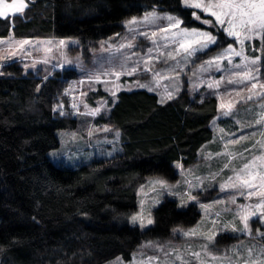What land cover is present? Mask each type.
<instances>
[{
  "label": "trees",
  "instance_id": "16d2710c",
  "mask_svg": "<svg viewBox=\"0 0 264 264\" xmlns=\"http://www.w3.org/2000/svg\"><path fill=\"white\" fill-rule=\"evenodd\" d=\"M151 8L179 14L186 26L206 28L181 0H31L23 14L0 18V38H77L85 48H95ZM254 45L264 50V34ZM80 76L72 67L33 72L20 61L1 69L0 264L130 261L144 241L170 239L176 228L192 227L201 217L196 203L179 206L166 198L151 227L142 230L127 222L146 178L175 181L177 163L190 167L198 161L199 150L214 137L217 97H192L187 83L164 103L146 89L120 91L101 119L120 132V151L76 167L56 165L48 152L59 146L57 131L77 128L78 119L55 107L62 101L68 107L66 86ZM106 95L99 89L91 99ZM217 243L227 245L231 236L222 234Z\"/></svg>",
  "mask_w": 264,
  "mask_h": 264
},
{
  "label": "rangeland",
  "instance_id": "374dc122",
  "mask_svg": "<svg viewBox=\"0 0 264 264\" xmlns=\"http://www.w3.org/2000/svg\"><path fill=\"white\" fill-rule=\"evenodd\" d=\"M181 4L187 7L184 0ZM193 9L200 16L196 19L193 15V19L206 28L186 26L179 14L151 8L142 16L129 18L124 23L123 33L101 41L95 48H85L77 38L10 36L0 41V73L9 61H20L33 72L42 70L49 74L52 70L72 67L81 74L66 86L64 95L68 107L64 101L55 107L59 113H70L78 119L77 128L57 131L59 146L48 152L56 165L76 167L120 151V132L101 121L109 115L120 91L146 89L156 93L164 103L178 96L187 83L192 97L216 96L218 99L219 113L211 122L214 137L201 147L198 161L190 167L177 163L179 179L175 181L158 176L146 178L137 188L138 206L127 217L130 225L145 230L154 224L157 207L171 198L177 200L179 206L196 203L201 212L197 224L176 228L173 236L164 241H144L130 261L116 257L106 264H253L264 260L261 256L264 215L249 216L250 234L240 230L243 224L239 215L241 205H255L262 198L260 193H264L260 180L264 176V50L254 45L264 32L245 39L246 33L237 28L240 36L232 37L227 34V24L221 26L209 13ZM168 16L182 23L172 27L173 21L168 20ZM204 20L211 23L205 24ZM210 26H215V32L208 29ZM185 28L189 32L196 29L210 33L216 43L201 49L195 43L197 37L182 35ZM220 31L226 38L221 37ZM20 41L28 43L21 45ZM60 41L65 43L61 45ZM187 42L192 47L185 51L181 44ZM219 44L221 47L208 53ZM229 48L234 51L226 52ZM235 52L242 54L237 56ZM253 52L258 55H252ZM253 60L256 63H252ZM245 73L253 78L245 79ZM99 89L107 95L91 99L92 92ZM249 96L252 99H248ZM245 164L250 165L249 168L245 169ZM245 179L256 187H243ZM156 181H164L167 187ZM249 192L255 194L249 197ZM251 211L249 208L248 212ZM136 215L141 216L145 226L132 222L131 217ZM148 219L153 222L148 224ZM233 227L237 230L233 231ZM192 230L196 234H191ZM222 234L230 235L231 243L218 244L217 238ZM209 236L213 238L209 240Z\"/></svg>",
  "mask_w": 264,
  "mask_h": 264
},
{
  "label": "snow or ice",
  "instance_id": "6c2138e0",
  "mask_svg": "<svg viewBox=\"0 0 264 264\" xmlns=\"http://www.w3.org/2000/svg\"><path fill=\"white\" fill-rule=\"evenodd\" d=\"M30 3L31 0H11L10 3L8 2V0H0V18L7 19L9 18L10 14H23ZM184 4L187 7L201 9L202 11L209 13L211 16L215 17L216 21H218L221 26L227 24L226 31L229 36L239 37L241 33L236 30L237 28L246 33L244 37L245 39H251L252 34L259 35L261 32H264V0H208V3H205L204 0H184ZM192 15H194L196 19H200V16L196 13H192ZM167 19L173 21L172 27H178L182 23V21L172 16H168ZM134 22L135 21H132V23ZM203 23L208 24L211 23V21L204 20ZM182 35L186 37H197L198 39L195 41V43L198 44L201 49L208 47L210 44L216 43V38L210 33L200 32L196 29H192L191 32H189V30L185 28L182 30ZM19 43L23 45L28 43V41H20ZM59 43L63 45L65 42L60 41ZM240 43L241 45H243L244 40L241 39ZM181 47L184 48L185 51H188L192 47V44L190 42L182 43ZM228 51H234V49L229 48L226 50V52ZM191 54L192 53L189 52V55ZM241 54V52H235V55L237 56ZM216 59L219 60L220 57H216ZM209 63H211V61H209ZM252 63H256V60H253ZM244 78L252 79L253 77H251L248 73H245ZM141 87H144V85H141ZM252 87L254 88L255 85H252ZM262 87H264V85H262ZM249 91H251V89H249ZM169 98H171V94H169ZM248 99H252V96H249ZM262 119H264V116H262ZM259 122L260 121H257V123ZM249 166L250 165L245 164L244 168L247 169L249 168ZM260 180L261 185H264V176H261ZM156 183L161 185L162 187H167L164 181H156ZM235 186L236 185H233V187ZM242 186L247 188L256 187V185L252 184L249 180L246 179L242 181ZM254 194L255 193L253 192L248 193L249 197ZM260 195L262 198L255 205H250L248 207H245L243 205L240 206L242 212L239 215L243 224V228L240 229L241 231L247 232L249 234L251 233V229L248 225V219L250 215H264V213L261 212V210H264V193H260ZM191 198L195 199V197ZM249 208L252 209L251 212H248ZM244 213L248 214L245 215ZM131 220L133 223L139 222L141 227L145 226L144 220L140 215L131 217ZM152 222L153 221L151 219L147 220L148 224H151ZM232 230L236 231L237 229L233 227ZM191 234H196L195 230H192ZM207 238L211 240L213 237L209 236ZM249 251H251V249H249ZM261 256H264V252H261ZM253 264H264V260L259 262L254 261Z\"/></svg>",
  "mask_w": 264,
  "mask_h": 264
},
{
  "label": "crops",
  "instance_id": "0c3cea01",
  "mask_svg": "<svg viewBox=\"0 0 264 264\" xmlns=\"http://www.w3.org/2000/svg\"><path fill=\"white\" fill-rule=\"evenodd\" d=\"M6 39H8V38H0V41H4V40H6ZM1 74V73H0Z\"/></svg>",
  "mask_w": 264,
  "mask_h": 264
}]
</instances>
